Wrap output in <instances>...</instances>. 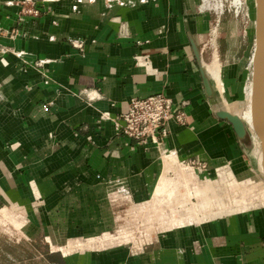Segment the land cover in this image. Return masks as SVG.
I'll use <instances>...</instances> for the list:
<instances>
[{
	"label": "crops",
	"instance_id": "obj_1",
	"mask_svg": "<svg viewBox=\"0 0 264 264\" xmlns=\"http://www.w3.org/2000/svg\"><path fill=\"white\" fill-rule=\"evenodd\" d=\"M211 24L199 0H0V219L15 243H46L49 264H264L248 138L217 115L240 91L231 65L223 92L209 72ZM161 92L187 113L161 144L115 126ZM198 190L223 203L197 211Z\"/></svg>",
	"mask_w": 264,
	"mask_h": 264
},
{
	"label": "rangeland",
	"instance_id": "obj_2",
	"mask_svg": "<svg viewBox=\"0 0 264 264\" xmlns=\"http://www.w3.org/2000/svg\"><path fill=\"white\" fill-rule=\"evenodd\" d=\"M26 1L29 3L30 0ZM202 1L199 0V5H201ZM219 4L221 7L216 9L215 6ZM201 9L209 13L212 19L210 41L211 47H213L212 50L215 51L214 61L217 60L220 63L221 60L223 63L226 62L231 65L228 71V81H234L237 86L235 88L240 91L235 96L236 99L229 98L226 107L231 111L239 112L242 116L247 103L251 99L252 91V57L256 41L255 0H206L205 7ZM213 51L209 52V56L213 55ZM224 82L226 83L225 78ZM248 130L250 134L247 137V144H245V155L250 158L258 180L246 182V188H258L256 189V195L250 196L249 200L250 203H253L256 200L254 198L257 197L261 199L259 203H262L264 202V187H262L264 186V176L260 171L263 166L261 164V158L263 157L261 151L262 143L257 144L255 135L249 125ZM167 156L177 162L173 155ZM181 170L183 173L187 172L186 170ZM233 185L237 186L234 183ZM195 195L197 197V203H195L197 211L201 209L204 211L206 208L210 210L212 204L221 205L223 203L222 197H211L202 190H198ZM232 198L234 204L242 202L241 200L249 202L246 198L242 199V196L234 195ZM216 215H219V213H211L210 216L214 217ZM196 218L202 221L208 217L201 214L199 218ZM189 221H191V218ZM20 236V229H16L10 222L6 223L5 221L3 223L2 219H0V264H34V262L36 264H49V259L45 255V251L48 250L46 243L40 242L35 246L28 243H15L20 240ZM34 254L39 257L36 261H33Z\"/></svg>",
	"mask_w": 264,
	"mask_h": 264
},
{
	"label": "built area",
	"instance_id": "obj_3",
	"mask_svg": "<svg viewBox=\"0 0 264 264\" xmlns=\"http://www.w3.org/2000/svg\"><path fill=\"white\" fill-rule=\"evenodd\" d=\"M27 12L39 14L35 7ZM171 119L185 125L187 113L182 105L175 108L173 100L161 92L133 98L128 110L115 119V126L134 140L161 144L169 134L167 125Z\"/></svg>",
	"mask_w": 264,
	"mask_h": 264
},
{
	"label": "water",
	"instance_id": "obj_4",
	"mask_svg": "<svg viewBox=\"0 0 264 264\" xmlns=\"http://www.w3.org/2000/svg\"><path fill=\"white\" fill-rule=\"evenodd\" d=\"M256 4V41L255 49L252 57V91H251V114H252V132L255 135L257 144L262 143V152L264 159V138L261 135L257 122V114L264 108V0H255ZM204 82L206 90L212 93V85L204 74ZM219 118L230 122L240 139L245 140L250 132L248 125L242 120L241 116L222 105H219L217 111Z\"/></svg>",
	"mask_w": 264,
	"mask_h": 264
},
{
	"label": "bare ground",
	"instance_id": "obj_5",
	"mask_svg": "<svg viewBox=\"0 0 264 264\" xmlns=\"http://www.w3.org/2000/svg\"><path fill=\"white\" fill-rule=\"evenodd\" d=\"M205 1L206 0L202 1L201 8L205 7ZM220 7H221L220 4L218 6L217 5L215 6L216 9H219ZM209 72L211 73V76H213V78L216 80L218 89L221 92H223L225 87H224V81H223L222 68H221L220 63L217 60L214 61L213 64L209 67ZM246 106L247 107L243 111L242 116L239 112H235V113L239 114L241 116L242 120L245 123H247L250 127H252L253 121H252V114H251V99L249 100V102L247 103ZM257 122H258V127L260 129L261 135L264 138V108H262L260 111H258ZM262 154H263V152H262ZM261 160H262L261 164H263V166L261 167L260 171L262 172L261 174L264 176V159H263V157L261 158ZM263 180H264V178H263Z\"/></svg>",
	"mask_w": 264,
	"mask_h": 264
}]
</instances>
